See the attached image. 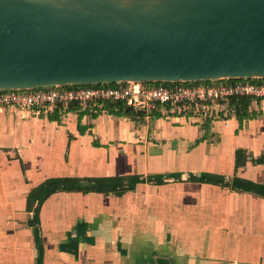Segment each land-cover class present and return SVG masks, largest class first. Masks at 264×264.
Instances as JSON below:
<instances>
[{"label": "crops", "instance_id": "0c3cea01", "mask_svg": "<svg viewBox=\"0 0 264 264\" xmlns=\"http://www.w3.org/2000/svg\"><path fill=\"white\" fill-rule=\"evenodd\" d=\"M199 108L158 106L135 120L94 103L1 109L0 264L39 254L42 264H264V197L199 181L264 186V100L242 120L225 114L227 101ZM112 177L138 181L120 194L30 198L49 179Z\"/></svg>", "mask_w": 264, "mask_h": 264}, {"label": "water", "instance_id": "95a60500", "mask_svg": "<svg viewBox=\"0 0 264 264\" xmlns=\"http://www.w3.org/2000/svg\"><path fill=\"white\" fill-rule=\"evenodd\" d=\"M264 79V0H0V91Z\"/></svg>", "mask_w": 264, "mask_h": 264}, {"label": "built area", "instance_id": "2783aa9c", "mask_svg": "<svg viewBox=\"0 0 264 264\" xmlns=\"http://www.w3.org/2000/svg\"><path fill=\"white\" fill-rule=\"evenodd\" d=\"M246 96L264 100V84L219 83L214 85L174 84L143 85L118 83L115 86L98 85L96 87H46L25 91H0V110L14 108L18 111L52 110L55 107H68L72 104L85 106L89 103L123 102L134 111L148 115L158 106L171 105L178 111L189 107H200L203 112L206 105L216 106L228 101L230 97ZM234 115V109L224 111ZM206 114V112H204Z\"/></svg>", "mask_w": 264, "mask_h": 264}, {"label": "trees", "instance_id": "16d2710c", "mask_svg": "<svg viewBox=\"0 0 264 264\" xmlns=\"http://www.w3.org/2000/svg\"><path fill=\"white\" fill-rule=\"evenodd\" d=\"M244 83L249 82L253 84H264V79H250V80H223L219 82L205 81V82H193L186 83L185 85H214V84H227V83ZM116 84H110L108 86H115ZM143 85H161L165 87H170L174 84L172 83H149ZM79 87H89V86H67L66 89H74ZM96 87V86H90ZM253 98L241 96V97H230L228 99V107L234 109V115L237 119L242 120L243 118L249 117L248 107ZM102 109H104L108 114L117 117H126L132 120L141 119L145 115L141 112L134 111L132 108L125 106L123 102H101ZM78 104H72L70 106H77ZM69 106V107H70ZM241 122V121H240ZM241 152L237 155V165L243 164L240 162ZM138 178H123V177H112V178H98V179H86L81 180L77 178H56L44 181L30 194V198H39L43 201L50 194L58 191H82V192H98V193H117L120 194L127 190H132ZM200 182L217 184L223 187H229L236 191H252L259 196L264 197V186L256 185L251 182L233 178L230 183H224L221 177L215 175L204 174L199 178ZM29 224L33 227L34 241L39 245V221H38V207L34 210L33 217L29 221ZM35 264H42L41 254H39L38 259Z\"/></svg>", "mask_w": 264, "mask_h": 264}]
</instances>
